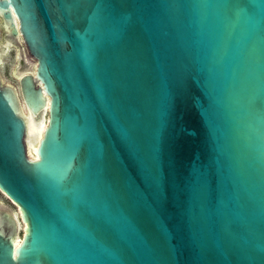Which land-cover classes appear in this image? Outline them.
Returning <instances> with one entry per match:
<instances>
[{"label": "water", "instance_id": "water-1", "mask_svg": "<svg viewBox=\"0 0 264 264\" xmlns=\"http://www.w3.org/2000/svg\"><path fill=\"white\" fill-rule=\"evenodd\" d=\"M0 28L34 63L0 83V264H264V0H0Z\"/></svg>", "mask_w": 264, "mask_h": 264}, {"label": "rangeland", "instance_id": "rangeland-1", "mask_svg": "<svg viewBox=\"0 0 264 264\" xmlns=\"http://www.w3.org/2000/svg\"><path fill=\"white\" fill-rule=\"evenodd\" d=\"M0 41H1V36H0ZM17 57L15 56L14 50L12 48H9L7 53L4 56H0V83L1 84H8L14 88H16V82L14 80V78L12 77V69H14L18 62H17ZM31 63L33 66V62H28ZM22 114L24 116L26 115V112L22 109ZM43 124H44V120L40 123V124H35L32 121L29 123L28 126V135H27V140H26V146H27V151H28V143H31V149H30V154L31 156H33L34 154V148H33V144L38 142V140L41 137V132H42V128H43ZM29 152V151H28ZM10 213L12 214L14 217L16 215V217H18V210L15 208V206L8 201V199L0 193V216H2V214H7ZM22 227L23 225L20 224L16 234L17 236H20V231H22ZM15 237V244L17 245L18 239L20 237Z\"/></svg>", "mask_w": 264, "mask_h": 264}, {"label": "flooded vegetation", "instance_id": "flooded-vegetation-1", "mask_svg": "<svg viewBox=\"0 0 264 264\" xmlns=\"http://www.w3.org/2000/svg\"><path fill=\"white\" fill-rule=\"evenodd\" d=\"M4 34H5V32L0 28V36H1V41H0V42L6 41V40L3 39ZM6 39H7V37H6ZM8 39H9V42L6 41V44H7V43H10V42L12 41L11 38L8 37ZM10 40H11V41H10ZM15 42L18 44V46H19L20 49L22 50V51H21V54H20L21 56L18 57L17 49H16L14 46H10V45L7 46L6 53H7V51H8L9 48H12V49L14 50L15 56L18 58V59H17V62H18L19 60H21V61L23 62V64L26 65V63H28V61H31V58L28 56L27 52L25 51L24 46H23L21 40H20V39H16ZM6 53H5V54H6ZM5 54H4V55H5ZM4 55H0V56H4ZM16 67H18V64H17ZM12 70H13V69H12ZM25 112H26V111H25ZM21 113H22V112H21ZM22 115H23V114H22ZM26 115H27V116H24V115H23V116H24V118H25V124L27 125V126H26V133H27V135H28L29 120H30V121H32V120H31V117H30L27 113H26ZM30 149H31V143H28V151H29L28 153H29V154H30ZM30 156H31V154H30ZM18 214H19V213H18ZM17 227H19V225H18Z\"/></svg>", "mask_w": 264, "mask_h": 264}, {"label": "bare ground", "instance_id": "bare-ground-1", "mask_svg": "<svg viewBox=\"0 0 264 264\" xmlns=\"http://www.w3.org/2000/svg\"><path fill=\"white\" fill-rule=\"evenodd\" d=\"M6 41L9 42L8 37H7ZM10 41H11V40H10ZM23 117H24V116H23ZM31 120H32V122L35 123V124H40V123L43 121V120H41V121H39V122H34L32 118H31ZM24 122H25V118H24ZM30 122H31V121L29 120V123H30ZM26 126H27V125L25 124V144H26V140H27V138H28V137H27V133H26ZM36 145H37L36 143L33 144V148H34V149H35V146H36ZM26 150H27V146H26ZM27 152H28V151H27ZM34 152H35V150H34ZM29 158H34V154H33V156H30V155H29ZM22 225H23V224H22ZM15 237H16V236H15ZM15 237L12 239V243H13L14 246H16V244H15Z\"/></svg>", "mask_w": 264, "mask_h": 264}]
</instances>
